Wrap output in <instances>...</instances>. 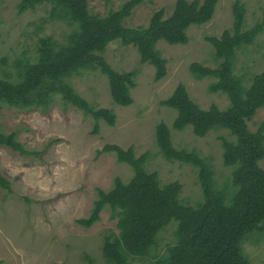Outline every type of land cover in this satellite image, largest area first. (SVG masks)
Masks as SVG:
<instances>
[{
	"label": "rangeland",
	"instance_id": "rangeland-1",
	"mask_svg": "<svg viewBox=\"0 0 264 264\" xmlns=\"http://www.w3.org/2000/svg\"><path fill=\"white\" fill-rule=\"evenodd\" d=\"M125 0H89L92 14L105 15ZM175 0H144L125 21L129 27L147 26L153 12L163 9L165 16ZM233 0H218L212 18L187 30L184 45H170L160 40L158 52L166 59V75L154 79V68L141 63L133 46L110 42L102 53L104 60L116 71L134 73L130 89L131 104H115L108 81L99 70H82L69 78L70 85L92 109L104 108L113 114L112 123L92 118L78 107L64 104L56 96L42 112L39 109H17L0 106V132L16 133V140L32 152L21 155L0 146V173L10 182V191L0 187V264H108L102 257L103 237L115 230L116 218L109 207L103 208L98 220L84 227L77 219L87 218L97 198V190H109L114 178L126 181L131 176L128 164L118 162L112 150L104 146L133 147L136 157L146 153L143 166L154 172L161 184L181 183L180 200L195 205L200 201L197 168L191 164L167 161L159 151L155 129L164 123L176 149L197 153L213 169L218 190L233 189L232 166L222 162L221 138L233 140L222 128L204 137L193 134L191 127L172 128L176 111L161 102L178 84L184 85L190 99L201 108L215 104L228 105L224 94L211 92L213 81L196 77L189 66L193 62L214 67L218 59L206 37L219 36L231 29ZM244 20L241 30L264 21V0H241ZM49 6L41 4L33 10L17 11V0H0V60L1 68L14 72L17 60L31 58L39 37L50 35L62 42L70 26L51 20ZM264 28L255 41L236 51L234 73L244 85L263 68ZM264 119V105L247 123L255 131ZM264 165V162H261ZM175 223L171 222L159 235L156 257L133 258L130 264H155L165 248L174 242ZM243 253L250 264H264V232L254 233L243 243Z\"/></svg>",
	"mask_w": 264,
	"mask_h": 264
},
{
	"label": "trees",
	"instance_id": "trees-1",
	"mask_svg": "<svg viewBox=\"0 0 264 264\" xmlns=\"http://www.w3.org/2000/svg\"><path fill=\"white\" fill-rule=\"evenodd\" d=\"M143 2L125 0L115 10L98 15L90 12L89 0H17L18 13L47 4L49 18L66 23L71 29L62 42L50 35L39 37L35 54L15 61L12 73L1 68L6 64L0 60V106L45 112L58 96L64 104L111 124L113 114L104 108L92 109L70 85L69 78L82 70H99L107 78L113 102L119 106L131 104L134 73L112 69L102 56L106 46L112 41L133 46L140 62L153 66L154 79H163L167 61L156 44L160 40L170 45L186 44L187 30L207 23L218 0H175L168 15L159 9L153 12L147 26H127L125 21ZM231 10V29L206 37L217 64L209 67L193 62L189 66L196 77L212 78L209 90L224 94L228 105L223 109L215 104L201 108L182 84L161 103L176 111L173 129L189 126L195 136L204 137L222 128L234 138H221L223 165L233 167V189L218 190L210 164L193 151L176 149L164 123L155 129L162 156L198 170L203 198L193 206L180 200V182L161 184L156 173L145 169L146 153L136 157L132 146H104L98 153L112 150L118 162L130 166L131 176L126 181L114 178L107 191L98 189L90 215L76 222L90 227L103 208L109 207L116 218L115 230L104 235L101 247L108 264H130L138 257L154 259L159 235L171 222L175 223L174 242L155 264H250L243 253V243L252 234L264 232V119L255 131H250L247 123L264 105V51L263 68L250 77L248 85L234 73V65L236 51L255 41L264 21L241 30L245 12L241 0H233ZM0 146L21 155L32 153L16 140L15 131L0 132ZM0 187L10 191V182L1 173ZM85 258L93 264L87 255Z\"/></svg>",
	"mask_w": 264,
	"mask_h": 264
}]
</instances>
